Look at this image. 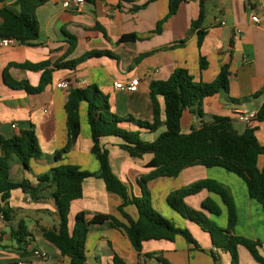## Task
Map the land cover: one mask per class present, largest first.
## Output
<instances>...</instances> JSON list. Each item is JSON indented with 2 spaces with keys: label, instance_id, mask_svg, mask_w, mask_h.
I'll return each instance as SVG.
<instances>
[{
  "label": "crops",
  "instance_id": "crops-1",
  "mask_svg": "<svg viewBox=\"0 0 264 264\" xmlns=\"http://www.w3.org/2000/svg\"><path fill=\"white\" fill-rule=\"evenodd\" d=\"M201 2L204 17L199 28L194 30L192 23L199 19ZM145 4L146 7L134 10V7ZM2 7L20 12L17 0L0 4ZM168 12V0H136L134 3L96 0L94 3L85 1L81 5L75 0H50L36 11L40 36L34 45H0V137L8 139L33 128L43 153L42 158L30 161L29 169L14 159L11 178L15 183L28 180L33 187H38V177L58 165H73L85 172L99 173V162L91 151L93 143L86 103L80 106L81 132L76 143L59 161L52 159L54 153L63 150L68 142L66 103L69 91L57 88V84L64 80L73 82L74 88L98 87L109 96L111 111L119 117L131 116L151 122L152 82L165 81L176 70L185 69L195 81L212 83L221 69L227 66L230 71L228 96L235 101H228L223 93L207 97L203 101V118L189 110L184 112L182 133H189L193 125L212 121L214 116L230 118L239 133L246 130L248 124L240 121L238 114H257L264 108V0H186L174 16L164 21ZM253 16L258 17V23L252 22ZM160 22L162 25L158 32ZM200 31L204 32L201 48L198 47ZM124 35H134L136 40L119 43ZM91 52L108 54L89 58L75 70L55 67L58 63L77 60ZM201 57L208 63L203 71L200 69ZM43 62L49 64L47 69L52 72V82L42 93L28 95L6 84L7 79L37 87L43 71L20 65ZM132 80L139 82L136 92L115 88L117 83ZM82 82V87L77 86ZM158 101L164 121L163 97H159ZM14 124L16 130L12 129ZM122 126L131 131L138 130L132 123ZM164 131L165 127H160L155 133L141 131V137L154 142ZM256 137L264 146V121L258 123ZM121 144L123 141L117 137L101 139L102 147L109 152L113 172L126 185L130 196L140 198L142 190L139 182L154 170L148 167L153 155L132 158L120 148ZM2 154L0 147V156ZM258 167H264V156L259 158ZM201 180L217 181L229 192L238 214L234 233L257 242L259 254L264 258V211L257 201L250 198L245 182L221 168L192 166L176 178L152 179L147 187L152 203L160 210L158 212L176 226L188 229L200 249L182 236H177L174 242L144 243L139 253L123 227L115 228L110 222H105L90 226L86 239V264H113L115 255L127 264H155L156 258H149L148 255H161L170 264H231L230 254L213 247L210 235H200L195 223L183 218L168 205L170 193ZM55 191V185H48L39 193L37 200L21 190L12 192L8 201L10 219L5 220L0 215V264H20L22 261H30V264H71L43 238L44 231L59 225L53 197ZM209 198L221 210L219 216L209 215V218L225 229L228 213L219 196L203 190L187 197L185 202L193 209L202 210V203ZM122 204L123 199L108 192L103 180L88 178L83 183V197L71 205L70 229L74 228L75 218L80 212H85L88 219L95 215H110L121 225H126L128 220L119 211ZM124 213L134 220L138 218L134 205L126 206ZM21 227L32 237L28 238L31 239L27 247L28 255L23 254L13 237ZM31 249L48 253L49 258L33 259ZM238 253L239 264H260L245 247L239 246Z\"/></svg>",
  "mask_w": 264,
  "mask_h": 264
},
{
  "label": "trees",
  "instance_id": "trees-1",
  "mask_svg": "<svg viewBox=\"0 0 264 264\" xmlns=\"http://www.w3.org/2000/svg\"><path fill=\"white\" fill-rule=\"evenodd\" d=\"M9 0H0L3 4ZM50 0H17L20 12L7 7L0 8V39L8 38L23 45H34L40 36V26L36 16L39 7ZM94 3L96 0H85ZM136 0H120L121 2L134 3ZM169 12L164 21L174 16L180 6L186 0H168ZM134 7V10L146 7ZM204 17L203 2L199 19L192 23V29L196 30L201 25ZM162 22L158 25L160 32ZM204 32H198V47L201 48ZM136 40L134 35H124L119 43ZM74 48L75 45L72 44ZM72 48V50H73ZM108 53L91 52L81 58L64 63H58V69L75 70L81 63L89 58L107 55ZM48 62L40 64H22L20 67L36 71H43L40 84L32 87L27 82L7 80L6 84L13 89L23 90L28 95L42 93L47 85L52 82V72L47 69ZM205 58H200V69L207 68ZM230 84V71L224 66L218 77L212 83L197 82L185 69L176 70L165 81H154L150 85V97L153 107V120L141 121L131 116L119 117L111 111L109 96L96 86L85 88H71L66 103L68 142L61 151H57L52 159L57 162L71 150L76 143L80 132V106L86 103L87 119L92 139V154L99 162V173H89L80 170L73 165H58L50 171L38 177L39 186L33 187L28 180L15 183L11 178V169L14 159L26 169L30 167V161L40 159L43 153L40 150L38 139L33 128L21 131L11 138L0 137V215L9 220L11 210L8 201L15 190H21L32 199H39V193L48 185H55L53 194L58 210L59 225L52 230L43 232V238L53 245L59 253L70 260L71 264H86V239L91 225L110 222L113 227H123L137 252L141 253L144 243L150 241L174 242L177 236H182L189 244L200 249L198 242L188 229L176 226L171 220L165 218L152 207L151 193L147 187L150 180L160 177L176 178L180 173L192 166L205 168H221L242 179L248 189L250 198L257 201L264 211V167H258V160L264 156V146L257 137L258 123L264 121V108H262L254 120H252L243 133H239L233 126L230 118L214 116L210 122H201L199 126L193 125L189 133H182L181 120L184 112L189 110L199 118L204 117L203 101L207 97L219 93L226 95L227 100L234 102L228 96ZM259 94L256 95L258 97ZM159 97H163L165 104V120L161 119ZM132 123L138 130L131 131L122 125ZM160 127L165 131L154 142L142 139L141 131L155 133ZM105 137H117L123 141L120 148L126 151L132 158H141L146 154L153 155L148 167L154 170L142 178L139 185L142 189V197L136 198L129 195V190L113 172L109 152L101 145V139ZM98 177L104 181L106 189L110 193L117 194L123 199L119 211L127 218L128 224H120L110 215H95L88 219L85 212H80L75 218L74 228L70 229L69 215L74 201L83 197V183L86 179ZM207 190L220 197L228 213V226L219 227L210 216H219L220 207L211 199L202 203V210L189 207L185 199ZM168 205L183 218L195 223L207 232L212 240L213 247L230 254L231 264H239L238 247H245L254 260L264 264V258L259 254V244L250 239L238 236L234 233L238 222V214L229 192L224 186L214 180H201L189 187L173 191L167 197ZM134 205L138 211L136 220L124 213V208ZM14 239L24 255H28V243L32 239L21 227L14 234ZM31 238V239H28ZM28 253V254H27ZM214 256V255H213ZM155 257L159 264H170L161 255H148ZM215 257V256H214ZM113 264H127L119 256L115 255Z\"/></svg>",
  "mask_w": 264,
  "mask_h": 264
},
{
  "label": "built area",
  "instance_id": "built-area-1",
  "mask_svg": "<svg viewBox=\"0 0 264 264\" xmlns=\"http://www.w3.org/2000/svg\"><path fill=\"white\" fill-rule=\"evenodd\" d=\"M75 1L78 5L84 4V2H85V0H75ZM252 22L258 23L259 22L258 17L253 16ZM15 43L16 42L12 39H8V38L0 39V45L1 46H10V45L15 44ZM73 85H74L73 82H71L70 80H64V81L60 82L59 84H57V88L63 89L66 91H70V89L73 88ZM83 85H84V83L82 82V83L78 84L77 86L82 87ZM138 86H139L138 80H132V81H128L125 83H117L115 85V88L117 90H121V91L136 92L138 90ZM256 116H257V114H254V113L240 112L238 114V119L242 122L249 124L252 120H254L256 118ZM12 129L16 130L17 126L15 124L12 125ZM30 252H31V257L33 259L47 260L49 258L48 253H46L44 251H40L38 249H31ZM20 264H30V261H22V262H20Z\"/></svg>",
  "mask_w": 264,
  "mask_h": 264
},
{
  "label": "rangeland",
  "instance_id": "rangeland-1",
  "mask_svg": "<svg viewBox=\"0 0 264 264\" xmlns=\"http://www.w3.org/2000/svg\"><path fill=\"white\" fill-rule=\"evenodd\" d=\"M192 185V184H191ZM191 185H189V186H191ZM189 186H187V187H189ZM140 188H141V186H139ZM138 187V188H139ZM139 188V189H140ZM142 190V189H141ZM142 195V194H141ZM151 199H152V196H151ZM152 202H153V200H152ZM188 205V204H187ZM154 206H155V203L153 204L152 203V207L154 208ZM189 206V205H188ZM190 207V206H189ZM154 210H156L157 212L159 211L160 212V210H159V208H158V206L156 205L155 206V208H154ZM158 212V213H159ZM208 217H209V215H208ZM211 219V218H210ZM213 220V219H212ZM214 221V220H213ZM216 223V222H215ZM220 227V226H219ZM196 228H198V230L200 231V235H202V236H207V237H209V234L207 233V232H205L204 230H202L200 227H198V225L196 226ZM211 257V256H210ZM158 261L157 260H155V264H158L157 263Z\"/></svg>",
  "mask_w": 264,
  "mask_h": 264
}]
</instances>
